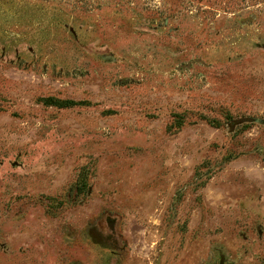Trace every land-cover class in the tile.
Returning a JSON list of instances; mask_svg holds the SVG:
<instances>
[{
  "label": "rangeland",
  "instance_id": "1",
  "mask_svg": "<svg viewBox=\"0 0 264 264\" xmlns=\"http://www.w3.org/2000/svg\"><path fill=\"white\" fill-rule=\"evenodd\" d=\"M0 264H264V0H0Z\"/></svg>",
  "mask_w": 264,
  "mask_h": 264
},
{
  "label": "trees",
  "instance_id": "2",
  "mask_svg": "<svg viewBox=\"0 0 264 264\" xmlns=\"http://www.w3.org/2000/svg\"><path fill=\"white\" fill-rule=\"evenodd\" d=\"M80 189V188H79Z\"/></svg>",
  "mask_w": 264,
  "mask_h": 264
}]
</instances>
